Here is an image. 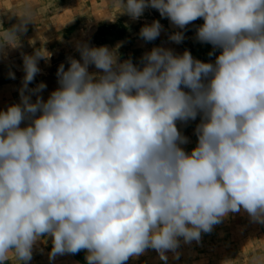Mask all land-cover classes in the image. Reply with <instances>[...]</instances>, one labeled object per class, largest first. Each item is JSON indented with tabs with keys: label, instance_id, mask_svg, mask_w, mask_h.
Segmentation results:
<instances>
[{
	"label": "clouds",
	"instance_id": "clouds-1",
	"mask_svg": "<svg viewBox=\"0 0 264 264\" xmlns=\"http://www.w3.org/2000/svg\"><path fill=\"white\" fill-rule=\"evenodd\" d=\"M118 3L133 20L157 10L181 29L169 36L177 44L202 19L196 40L219 54L204 62L157 46L140 67L81 43L46 100L44 82L29 84L50 55H24L20 102L0 110V264L9 253L29 264L46 236L50 260L84 250L86 264H127L151 249L167 264L229 213L264 224V0ZM16 16L0 49L34 23L30 7ZM162 29L153 20L139 35L151 42ZM198 116L187 152L177 123Z\"/></svg>",
	"mask_w": 264,
	"mask_h": 264
},
{
	"label": "rangeland",
	"instance_id": "rangeland-1",
	"mask_svg": "<svg viewBox=\"0 0 264 264\" xmlns=\"http://www.w3.org/2000/svg\"><path fill=\"white\" fill-rule=\"evenodd\" d=\"M26 7H30L34 23L27 26L26 32H18L16 46L5 45L0 49V110L20 102L19 89L24 77L23 56L33 55L36 51H46L49 59H40V73L29 88L40 82L47 87L41 93L46 100L50 93L58 88L57 70L61 64L65 70L69 67L68 58L80 60L77 45L87 43L89 46H107L118 57V62L131 59L142 67L141 57L153 47L162 46L173 50L174 54H183L185 50L204 62H214L219 50L213 52L210 44L196 40V29L203 23L202 19L194 21L184 29V40L175 43L169 36L181 29L167 18H162L155 9L148 8L138 20H133L122 11L118 0H0V39L5 30L11 29L19 22V17ZM159 20L163 25L161 35L154 41H144L139 33L145 24ZM13 44L15 41L12 42ZM90 72H99L93 65ZM15 78H10L9 73ZM33 101L35 96L32 97ZM200 117L187 124L178 122L179 131L189 138V143L182 145L190 152L197 144L195 128ZM23 126V125H22ZM52 248L51 237H43L33 247V256L29 264H86V251L77 254L58 255L49 259ZM179 259L168 252L167 264H250L251 258L264 255V224L254 222L241 210L229 213L223 221L213 227L210 233H202L201 240L184 244L177 250ZM6 264H19L9 253ZM23 264V262H21ZM127 264H165L155 250L149 249L138 258H130Z\"/></svg>",
	"mask_w": 264,
	"mask_h": 264
}]
</instances>
